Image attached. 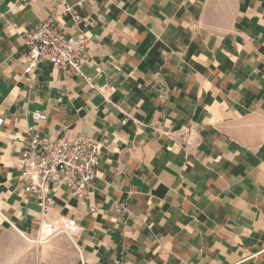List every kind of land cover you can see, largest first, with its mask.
<instances>
[{
  "label": "crops",
  "instance_id": "1",
  "mask_svg": "<svg viewBox=\"0 0 264 264\" xmlns=\"http://www.w3.org/2000/svg\"><path fill=\"white\" fill-rule=\"evenodd\" d=\"M60 0H0V264H264V0H66L87 80L25 73L24 33ZM45 113L52 140L100 147L84 199L43 216L19 181Z\"/></svg>",
  "mask_w": 264,
  "mask_h": 264
},
{
  "label": "built area",
  "instance_id": "2",
  "mask_svg": "<svg viewBox=\"0 0 264 264\" xmlns=\"http://www.w3.org/2000/svg\"><path fill=\"white\" fill-rule=\"evenodd\" d=\"M48 19L34 29L25 32L24 46L27 49L28 66L25 73H34L37 65L45 61L51 66L70 72L73 76L86 79L90 88L94 85L83 74V66L89 59L86 39L71 38L60 29V21L66 16L79 22L75 8L66 0H60ZM34 125L28 127L18 140L23 143L19 181L24 194L33 197L38 203L43 216L56 203L50 194L59 187H64L74 197L84 199L89 189L94 187L101 163L99 145L84 135L70 139H50L43 136L38 125L48 117L40 111L32 114ZM4 120L0 119V129Z\"/></svg>",
  "mask_w": 264,
  "mask_h": 264
}]
</instances>
